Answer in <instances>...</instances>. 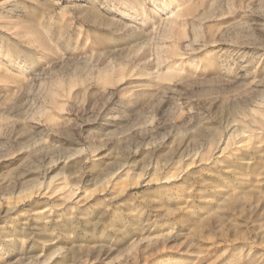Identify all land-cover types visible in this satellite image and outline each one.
<instances>
[{
    "label": "rangeland",
    "instance_id": "1",
    "mask_svg": "<svg viewBox=\"0 0 264 264\" xmlns=\"http://www.w3.org/2000/svg\"><path fill=\"white\" fill-rule=\"evenodd\" d=\"M0 264H264V0H0Z\"/></svg>",
    "mask_w": 264,
    "mask_h": 264
}]
</instances>
